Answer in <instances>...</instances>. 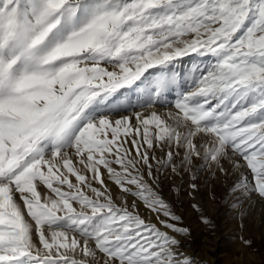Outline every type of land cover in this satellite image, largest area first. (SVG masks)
Instances as JSON below:
<instances>
[{"label":"snow or ice","instance_id":"snow-or-ice-1","mask_svg":"<svg viewBox=\"0 0 264 264\" xmlns=\"http://www.w3.org/2000/svg\"><path fill=\"white\" fill-rule=\"evenodd\" d=\"M229 154L264 199V0H0V264H190L142 169Z\"/></svg>","mask_w":264,"mask_h":264},{"label":"rangeland","instance_id":"rangeland-1","mask_svg":"<svg viewBox=\"0 0 264 264\" xmlns=\"http://www.w3.org/2000/svg\"><path fill=\"white\" fill-rule=\"evenodd\" d=\"M201 59L196 55L185 57L181 64L183 67H180L181 73ZM183 90H189L187 83ZM120 99H132L131 102H135L136 96ZM157 156H160L159 151ZM175 162L176 172L172 171L171 166H164L157 172L153 161L154 183L147 176L146 168L142 171L153 190L179 217L176 221L168 222L188 229L184 234L172 233L158 224L161 230L168 231L180 241L181 251L189 258L190 264H264V199L235 186L239 174L232 168L230 154L221 159L226 172L200 168L198 162L193 169H181L179 156L175 157ZM114 167L119 170V165ZM102 178L114 198L123 197L129 203L135 201L143 218L157 222L156 214L151 213L143 201L122 193L106 174H102ZM71 179L74 180V177ZM192 183L197 184L196 189L191 187ZM132 188L135 191L134 186ZM205 219L209 223L205 224ZM244 240L250 243L245 244Z\"/></svg>","mask_w":264,"mask_h":264},{"label":"bare ground","instance_id":"bare-ground-1","mask_svg":"<svg viewBox=\"0 0 264 264\" xmlns=\"http://www.w3.org/2000/svg\"><path fill=\"white\" fill-rule=\"evenodd\" d=\"M190 61H192L193 62V59H191ZM180 67L182 68L183 67V65H180ZM192 67V65L188 68V69H190ZM188 69L186 68V72L188 71ZM121 100V102L123 103V104H125V105H127L129 102H130V100L132 101V99H130V100H126V99H120Z\"/></svg>","mask_w":264,"mask_h":264}]
</instances>
